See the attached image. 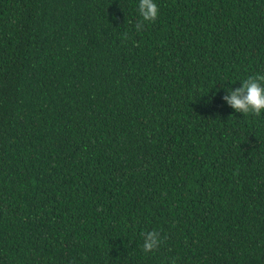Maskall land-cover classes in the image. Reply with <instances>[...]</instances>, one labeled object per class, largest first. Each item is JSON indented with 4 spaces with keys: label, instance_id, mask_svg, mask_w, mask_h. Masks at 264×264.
I'll return each mask as SVG.
<instances>
[{
    "label": "trees",
    "instance_id": "obj_1",
    "mask_svg": "<svg viewBox=\"0 0 264 264\" xmlns=\"http://www.w3.org/2000/svg\"><path fill=\"white\" fill-rule=\"evenodd\" d=\"M157 3L0 0V264H264V0Z\"/></svg>",
    "mask_w": 264,
    "mask_h": 264
},
{
    "label": "clouds",
    "instance_id": "obj_2",
    "mask_svg": "<svg viewBox=\"0 0 264 264\" xmlns=\"http://www.w3.org/2000/svg\"><path fill=\"white\" fill-rule=\"evenodd\" d=\"M136 13L138 20L135 24L137 31L142 30L146 23L155 22L160 15V8L157 0H137ZM220 84L219 92L223 89L222 100L224 103L244 116H260L264 114V75H249L241 79L238 87L229 86L231 81ZM211 99L206 103H211ZM163 239L157 230L145 231L142 233L140 245L144 253H151L159 249Z\"/></svg>",
    "mask_w": 264,
    "mask_h": 264
}]
</instances>
